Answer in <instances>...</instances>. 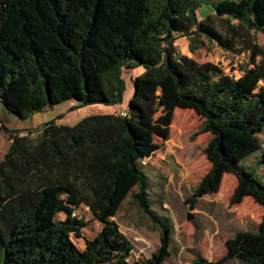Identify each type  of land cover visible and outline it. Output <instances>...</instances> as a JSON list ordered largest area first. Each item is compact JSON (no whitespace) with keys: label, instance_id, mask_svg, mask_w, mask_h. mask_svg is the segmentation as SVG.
I'll return each mask as SVG.
<instances>
[{"label":"trees","instance_id":"16d2710c","mask_svg":"<svg viewBox=\"0 0 264 264\" xmlns=\"http://www.w3.org/2000/svg\"><path fill=\"white\" fill-rule=\"evenodd\" d=\"M204 5L213 12L199 18ZM258 32L264 34V0H0V102L21 118L66 101L76 102L71 110L121 102L124 69H143L128 107L118 112L72 125L58 123L59 114L29 130L0 121L11 141L0 160V264H129L135 246L112 219L128 195L162 232L158 253L135 264H163L172 224L153 208L144 159L158 148L156 136L169 138L176 107L194 109L201 131L212 134L205 148L211 168L187 198L191 207L217 191L225 172L237 177L232 203L251 196L264 207V150L255 165L241 163L264 145ZM179 36L192 49L208 39L241 52V42L249 62L236 77L223 63L178 55ZM167 81L172 105L154 118L140 83ZM82 204L101 222L83 248L72 237L83 238L88 224L74 214ZM230 260L264 264V214L257 231L226 240L223 257L194 264Z\"/></svg>","mask_w":264,"mask_h":264},{"label":"rangeland","instance_id":"374dc122","mask_svg":"<svg viewBox=\"0 0 264 264\" xmlns=\"http://www.w3.org/2000/svg\"><path fill=\"white\" fill-rule=\"evenodd\" d=\"M212 12V6L204 5L199 8V18ZM256 35L257 41L264 45V34L258 32ZM175 44L178 55L186 54L200 62L223 63L228 68H231L232 64L236 77L242 74V69L249 62V52L243 49L241 42L237 45V50L241 52L226 50L208 39H205L204 44L192 49L186 36H179ZM142 71L141 67L124 69L126 90L122 101L116 104H88L71 110L76 102L66 101L43 112L21 118L0 102V121L10 129L29 130L59 114L64 116L57 119L58 122L72 125L90 114L111 113L125 106L127 108L137 88L134 79ZM140 85L139 90L144 93V108L154 118L170 109L174 90L169 81L156 85L141 82ZM202 122L203 118L194 109L176 107L169 138L156 136L158 148L144 159L150 178L153 208L172 224L169 255L163 264H194L199 257L216 261L226 254V240L229 237L239 230L257 231L263 218L264 207L251 196L245 197L240 203H232L231 197L237 185V177L229 172L223 174L217 191L198 198L195 207H191V203L187 202L198 182L211 168L205 148L212 134L201 131ZM261 138L264 143V131ZM10 142L9 135L0 128V160L8 150ZM262 150L264 145L260 151L255 154L253 152L250 158L248 156L241 163L255 165ZM259 173L264 177V165L259 168ZM76 214L85 218L88 223L83 228V238L72 236L75 243L83 248L85 238L94 237L101 229V222L94 218L85 204L76 209ZM58 218H65V214L59 215ZM112 219L135 246L128 260L129 264L152 258L162 247L160 226L142 211L133 196H127ZM226 264L247 263L230 260Z\"/></svg>","mask_w":264,"mask_h":264},{"label":"built area","instance_id":"2783aa9c","mask_svg":"<svg viewBox=\"0 0 264 264\" xmlns=\"http://www.w3.org/2000/svg\"><path fill=\"white\" fill-rule=\"evenodd\" d=\"M239 57H242V55H239ZM231 67H232V69L230 70V73H234V71H235V69H233V66H232V64H231ZM120 114H122V115H126V111H121L120 112ZM74 214H76V212H74Z\"/></svg>","mask_w":264,"mask_h":264},{"label":"crops","instance_id":"0c3cea01","mask_svg":"<svg viewBox=\"0 0 264 264\" xmlns=\"http://www.w3.org/2000/svg\"><path fill=\"white\" fill-rule=\"evenodd\" d=\"M125 108H126V106H125ZM125 108H123V109H125ZM120 110H122V109H120ZM120 110H115L114 112H118V111H120ZM111 113H113V112H111ZM53 118H55V117H53ZM53 118H50V119L46 120L45 122H48V121H50V120L53 119ZM45 122H43V123H45ZM43 123L38 124L36 127H40ZM58 123H61V122H58ZM61 124H62V123H61ZM228 262H229V261H228Z\"/></svg>","mask_w":264,"mask_h":264}]
</instances>
